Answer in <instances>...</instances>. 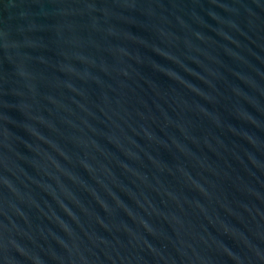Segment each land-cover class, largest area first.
I'll return each mask as SVG.
<instances>
[{
	"label": "water",
	"instance_id": "water-1",
	"mask_svg": "<svg viewBox=\"0 0 264 264\" xmlns=\"http://www.w3.org/2000/svg\"><path fill=\"white\" fill-rule=\"evenodd\" d=\"M0 264H264V0H0Z\"/></svg>",
	"mask_w": 264,
	"mask_h": 264
}]
</instances>
